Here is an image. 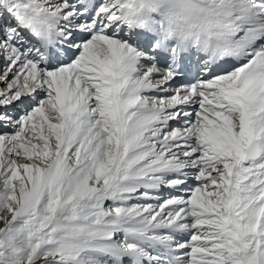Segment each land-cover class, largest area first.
Wrapping results in <instances>:
<instances>
[{
  "label": "snow or ice",
  "instance_id": "obj_1",
  "mask_svg": "<svg viewBox=\"0 0 264 264\" xmlns=\"http://www.w3.org/2000/svg\"><path fill=\"white\" fill-rule=\"evenodd\" d=\"M0 264H264V0H0Z\"/></svg>",
  "mask_w": 264,
  "mask_h": 264
},
{
  "label": "clouds",
  "instance_id": "obj_2",
  "mask_svg": "<svg viewBox=\"0 0 264 264\" xmlns=\"http://www.w3.org/2000/svg\"><path fill=\"white\" fill-rule=\"evenodd\" d=\"M183 29V25H178V31Z\"/></svg>",
  "mask_w": 264,
  "mask_h": 264
}]
</instances>
